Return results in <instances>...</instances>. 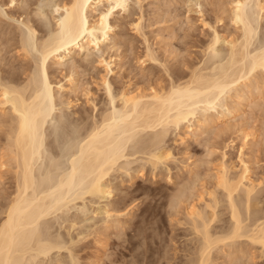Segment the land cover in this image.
I'll return each mask as SVG.
<instances>
[{
	"label": "bare ground",
	"instance_id": "1",
	"mask_svg": "<svg viewBox=\"0 0 264 264\" xmlns=\"http://www.w3.org/2000/svg\"><path fill=\"white\" fill-rule=\"evenodd\" d=\"M228 1L227 17L236 31L224 37L216 28H211L204 67L194 69L182 80L179 76L178 82L173 83L167 92L153 91L149 95L129 91L119 93V107L111 83L103 78L111 109L108 107L99 120L93 116L91 125L79 115L73 136L68 137L71 148L65 155L63 148L60 154H55L59 149L53 152L48 126L54 121V132L60 129L63 135L71 126L68 114L61 112L56 116L55 111L58 103L67 109L73 105L63 93L70 91L65 86L76 88V79L68 76L67 85L60 84L56 89L51 82L49 62L54 65L69 62L75 66L76 57H89L91 53L105 49L114 50L117 26L112 22L113 16L117 13L128 16L131 1L62 0L54 4L55 10L52 8L53 13H57L53 18L55 27L52 30L48 27V37L42 40L32 25L22 24L24 29L19 33V46L26 60L32 56L33 70L29 73L25 68L29 74L23 71L24 79L20 75L0 81V126L8 125L3 153L7 159L2 160V167L9 165L16 176L14 196L7 203L3 211L5 217L0 222V264H35L37 258L47 257L54 249H62V243L55 239L57 236H53L56 241L52 240L45 231L48 227L42 228L41 225L46 224L42 221L72 202L84 200L87 195L102 198L111 195L107 177L116 168L127 170L125 161H121L129 156V148L132 156L146 154L148 162L156 167L168 161L169 154L166 155L164 148L160 149V144L170 127L180 129L187 124L192 132L205 133L218 118L229 117L238 107L248 105L249 98L264 94V36L255 45L264 20V0ZM141 2L136 0L139 6ZM134 25L139 31L140 23ZM110 64L106 62L108 68ZM75 69L72 68L73 72ZM261 75L263 80L259 78ZM227 97L230 103L223 101ZM218 108L224 109L218 118L213 115L198 117L201 112L213 113ZM58 140L61 141L60 135ZM59 142H55L56 148L61 145ZM230 165L223 161L218 168L216 184L221 195H212L211 201L202 208L197 204L188 208L189 225L199 244L196 252L192 251L194 254L188 264H213L214 251L220 249V245L224 249L230 245L228 242L232 244L241 239L258 246L264 256V190L261 191L264 188L258 189L259 185L250 177L246 163L239 171ZM179 197L175 198L178 202L185 198L181 196L179 200ZM223 206L227 207L229 218L225 225L217 226L218 221L220 224L224 220H220L217 211L220 207L225 208ZM208 209H212L211 215ZM105 214L111 218L113 213L106 210Z\"/></svg>",
	"mask_w": 264,
	"mask_h": 264
},
{
	"label": "rangeland",
	"instance_id": "2",
	"mask_svg": "<svg viewBox=\"0 0 264 264\" xmlns=\"http://www.w3.org/2000/svg\"><path fill=\"white\" fill-rule=\"evenodd\" d=\"M61 1L0 0V81L20 75L24 79V73L33 70L32 56L26 60L19 46V33L24 29L22 24L32 25L40 40L47 38L49 28L55 27L53 18L57 13H53L52 8ZM130 1V14L117 13L112 19L117 26L114 50L105 49L103 53L93 52L89 57H76L75 66L69 62L62 65L49 62L51 82L56 89L60 84L67 85L69 77L76 79V88L65 86L70 91L63 93L73 104L72 108L67 109L58 101L55 111L56 116L61 112L70 116V129L63 135L60 129L54 132V121L48 126L51 148L54 153L59 149L55 154H60L62 148L64 154H61L69 152L72 143L68 137L73 136L80 116L91 125L94 118H101L108 107L111 109L103 78L111 83L118 107L120 101L117 97L124 91L148 95L153 91L167 92L173 83L178 82L179 76L182 80L194 69L204 67L211 28H216L224 37L236 31L227 17L228 0H141L140 6L136 0ZM135 23H140L139 31ZM261 26L255 45L263 40L264 20ZM105 61L111 63L110 68ZM73 67L77 72H73ZM259 78L263 80L262 75ZM223 101L231 102L229 97ZM248 101V105L238 107L224 119L218 118L224 111L222 108L213 113H199L198 117L213 115L218 118L205 133L192 132L187 124L180 129L170 127L160 144V149L164 148L166 155L169 154L168 161L159 163L157 168L148 162L146 154L132 156L129 148V156L121 161H125L127 170L116 168L107 177L111 195L103 198L87 195L84 200H76L42 221L46 223L41 225L42 228L48 227V230L44 228L45 231L52 240L58 239L63 248L52 250L47 257L37 258L35 264H145L146 261V264H188L199 246L191 231L188 208L191 204L202 208L211 201L212 195H221L216 181L223 161L237 171L246 163L250 177L259 185L258 189L264 188V94ZM4 125L0 126V222L16 187L14 169L9 165L2 167L7 159L3 153L8 125ZM62 137H65L64 141ZM55 142L62 146L56 148L58 143L55 145ZM177 196H180L179 200L185 196L180 200L182 206L175 200ZM184 199L188 201L185 203ZM223 207L217 209L220 220L224 219L220 224L215 222L217 226L229 218L227 207ZM106 210L113 213L111 218L105 214ZM207 211L209 215L213 212L212 209ZM53 236H57L56 240ZM237 241L228 242L230 245L224 249L220 245V249L214 251L213 264H264L258 246L244 239ZM139 254H142L140 259Z\"/></svg>",
	"mask_w": 264,
	"mask_h": 264
}]
</instances>
